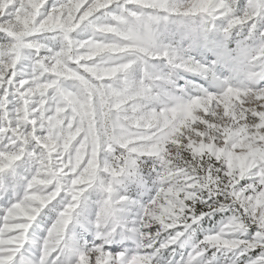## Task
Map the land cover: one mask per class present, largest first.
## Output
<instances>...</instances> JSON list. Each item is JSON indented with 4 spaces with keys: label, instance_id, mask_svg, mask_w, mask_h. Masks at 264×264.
Masks as SVG:
<instances>
[{
    "label": "snow or ice",
    "instance_id": "1",
    "mask_svg": "<svg viewBox=\"0 0 264 264\" xmlns=\"http://www.w3.org/2000/svg\"><path fill=\"white\" fill-rule=\"evenodd\" d=\"M0 264H264V0H0Z\"/></svg>",
    "mask_w": 264,
    "mask_h": 264
}]
</instances>
